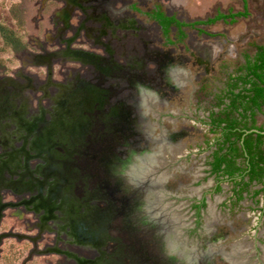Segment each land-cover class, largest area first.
<instances>
[{
    "label": "flooded vegetation",
    "instance_id": "af4514ba",
    "mask_svg": "<svg viewBox=\"0 0 264 264\" xmlns=\"http://www.w3.org/2000/svg\"><path fill=\"white\" fill-rule=\"evenodd\" d=\"M26 2L18 0L19 17ZM37 3L40 13L49 9L46 37L55 48L37 43L39 50H30L9 23L0 24V264L23 249L10 240L29 245L18 264H40L44 255L57 256L47 264H138V256L153 264L152 236L143 235L139 249L137 226L118 219L125 213L122 197L140 192L122 182L123 169L140 152L155 155L157 172L166 177L159 190L180 227L179 261L264 264V173L251 180L244 145L252 140L254 157L264 151V105L232 113L228 96L230 79L246 75L238 71L245 56L253 58L264 45L252 43L253 53H244L213 93L205 90L212 83L208 60L185 53L189 32L210 36L202 27L213 24L199 22L238 12L188 21L167 13L159 0ZM8 51L18 67L3 62ZM189 64L203 71L192 74ZM237 85L235 94L249 89ZM188 86L193 106L176 116L170 108ZM227 114L238 121L231 134L239 139H227L230 129L217 122ZM223 156L240 171L227 174V163L216 170ZM109 196L115 224L96 225ZM7 216L23 221L21 230L6 224ZM44 234L53 240L43 243Z\"/></svg>",
    "mask_w": 264,
    "mask_h": 264
},
{
    "label": "rangeland",
    "instance_id": "374dc122",
    "mask_svg": "<svg viewBox=\"0 0 264 264\" xmlns=\"http://www.w3.org/2000/svg\"><path fill=\"white\" fill-rule=\"evenodd\" d=\"M159 2L163 4L167 13H174L178 18L188 21L212 17L217 12L227 13L243 10L242 0H159ZM29 3L26 2L24 17H19L17 12L18 0H0V17L2 18L0 24L9 23L8 25L30 50L38 51L37 43L44 45L47 49L55 48V44L46 37L52 33L49 9L40 13L37 10V0L36 2L30 0ZM247 4L250 13L248 18H237L233 24L219 21L213 25L202 27L210 36L189 32L188 39L185 42L188 51L185 53L191 56L201 55L204 60H208V77L212 83L205 87L207 93H213L214 87L221 85L227 74L243 63L242 55L244 53H253L252 43L264 45V0H247ZM7 53L9 59L5 60L6 54L3 62L11 68L18 67L19 62L16 57L10 51ZM67 66L71 65L56 63V68L61 69ZM186 69L192 74L203 71L202 67H193L191 64L187 65ZM55 75L58 79L62 78L61 73ZM190 95L191 88L188 86L181 96L183 101L179 103L178 100H175L170 112L176 116L181 111L187 112L188 108L191 105L193 106L192 99H189ZM161 125L164 128L170 127L167 120H162ZM175 126H183V123L176 119ZM184 126L192 127L193 125L186 123ZM192 141L189 140L184 143L190 145ZM5 223L14 225L20 230L23 226V221L12 216H7ZM52 240L53 236L51 234H44L43 243H49ZM10 242L15 244V249H23L10 256L4 264H18L27 252L29 245L24 242L16 243L14 240H10ZM56 257L53 255L40 256L37 262L47 264Z\"/></svg>",
    "mask_w": 264,
    "mask_h": 264
},
{
    "label": "water",
    "instance_id": "95a60500",
    "mask_svg": "<svg viewBox=\"0 0 264 264\" xmlns=\"http://www.w3.org/2000/svg\"><path fill=\"white\" fill-rule=\"evenodd\" d=\"M155 155H148L138 153L133 159L132 163L125 167L122 171V182L126 186L127 191L131 187L136 188L138 195L131 197L127 195L122 197L119 204L122 211L118 219L122 225L135 224L137 227L138 246L142 248L140 243L142 242V236L150 234L153 240V254L152 263L160 264L161 259L170 261L172 264H191V261H179V248L174 245L177 242V232L180 229L171 207L166 204L165 198L159 187L165 182L166 177L157 172L158 164L153 159ZM132 171L144 172L145 175L141 179H134L131 176ZM109 206L105 213L101 216H96L95 224L98 220L102 219V224L110 225L112 222L114 225L113 217L115 211L114 199L109 196L107 198ZM129 210H133L134 214L129 215ZM183 253V252H182ZM170 263V264H171ZM138 264H144L141 258L138 256Z\"/></svg>",
    "mask_w": 264,
    "mask_h": 264
},
{
    "label": "trees",
    "instance_id": "16d2710c",
    "mask_svg": "<svg viewBox=\"0 0 264 264\" xmlns=\"http://www.w3.org/2000/svg\"><path fill=\"white\" fill-rule=\"evenodd\" d=\"M243 1V11L238 13H230L228 15L225 14H217L215 17L208 19L207 21L199 22L198 24L203 25H210L214 24L219 20L226 21L227 19H230L231 22H234V19L237 17H247L249 15L247 10V2L246 0ZM178 26H181V24H177ZM165 32H167V25H164ZM246 58V64L242 66L238 71H242L243 69L246 71V75H240L235 79H230L232 82L230 84L231 92L228 95L231 97V104H230V110L232 111H238V109H243V111L251 110L252 108H259L262 105H264V47L257 46L256 47V54L253 56V58L249 56H245ZM241 83L242 85H249L248 90H243V92L239 93H233L232 90L237 88V84ZM225 114V113H224ZM225 119L218 118L217 122L220 123H226V129H230V133L227 136V139L229 137L235 136L236 139L240 138V134L232 132V129H235L238 121L235 117H229V114H227ZM260 140H258L257 145H260ZM234 144V142L232 143ZM245 147L247 148V152L250 155V171L249 176L251 180H260L264 173V169L262 165H264V151L258 149L257 153L255 154L256 157H254V154L251 152L252 149V140L248 139L245 140ZM233 158L237 156V150L234 148L232 151ZM224 163H227V169L226 173L229 175H233L240 171L239 168L236 167L235 162L230 159H226L225 156L219 157L217 160L216 170L220 169V166Z\"/></svg>",
    "mask_w": 264,
    "mask_h": 264
},
{
    "label": "bare ground",
    "instance_id": "6f19581e",
    "mask_svg": "<svg viewBox=\"0 0 264 264\" xmlns=\"http://www.w3.org/2000/svg\"><path fill=\"white\" fill-rule=\"evenodd\" d=\"M136 175H137L138 177H137ZM144 175H145L144 172L141 173V172H139V171H138V172H137V171H134V173H133V177H134L135 180H136V179H141V177L144 176Z\"/></svg>",
    "mask_w": 264,
    "mask_h": 264
}]
</instances>
